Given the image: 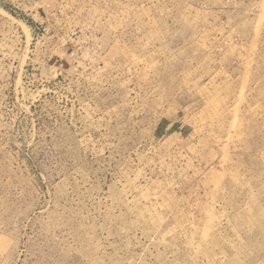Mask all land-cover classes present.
<instances>
[{
	"label": "rangeland",
	"instance_id": "rangeland-1",
	"mask_svg": "<svg viewBox=\"0 0 264 264\" xmlns=\"http://www.w3.org/2000/svg\"><path fill=\"white\" fill-rule=\"evenodd\" d=\"M0 264H264V0H0Z\"/></svg>",
	"mask_w": 264,
	"mask_h": 264
}]
</instances>
